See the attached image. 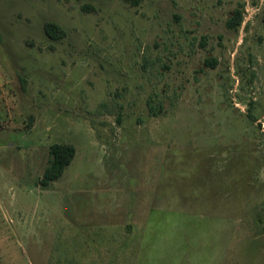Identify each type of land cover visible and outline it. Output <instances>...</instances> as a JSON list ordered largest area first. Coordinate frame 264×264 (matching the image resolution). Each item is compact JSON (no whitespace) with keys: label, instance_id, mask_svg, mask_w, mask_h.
Returning <instances> with one entry per match:
<instances>
[{"label":"rangeland","instance_id":"obj_1","mask_svg":"<svg viewBox=\"0 0 264 264\" xmlns=\"http://www.w3.org/2000/svg\"><path fill=\"white\" fill-rule=\"evenodd\" d=\"M133 3L0 0V264H264V0Z\"/></svg>","mask_w":264,"mask_h":264},{"label":"trees","instance_id":"obj_2","mask_svg":"<svg viewBox=\"0 0 264 264\" xmlns=\"http://www.w3.org/2000/svg\"><path fill=\"white\" fill-rule=\"evenodd\" d=\"M132 1V0H128ZM140 0H134V5L138 4ZM243 22V11L241 9H235L227 21V26L231 29H238ZM45 32L48 37L58 39L65 35L64 30L55 23H46L44 26ZM216 60L209 58L207 64L215 65ZM23 89L26 88V80L20 78ZM150 111L154 114H158L156 108L151 104ZM51 158L46 166L42 177L40 178L38 185L41 189L50 188L54 181H57L62 177L66 168L72 163L76 155V146L73 144L56 143L50 148Z\"/></svg>","mask_w":264,"mask_h":264},{"label":"crops","instance_id":"obj_3","mask_svg":"<svg viewBox=\"0 0 264 264\" xmlns=\"http://www.w3.org/2000/svg\"><path fill=\"white\" fill-rule=\"evenodd\" d=\"M6 75L2 73V69L0 68V87L3 86L6 82Z\"/></svg>","mask_w":264,"mask_h":264}]
</instances>
